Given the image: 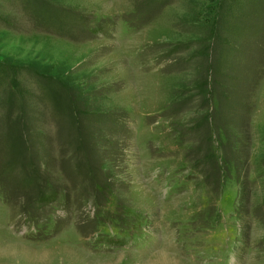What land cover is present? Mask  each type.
Masks as SVG:
<instances>
[{"label":"rangeland","instance_id":"obj_1","mask_svg":"<svg viewBox=\"0 0 264 264\" xmlns=\"http://www.w3.org/2000/svg\"><path fill=\"white\" fill-rule=\"evenodd\" d=\"M0 63V264H264V0H0Z\"/></svg>","mask_w":264,"mask_h":264},{"label":"trees","instance_id":"obj_2","mask_svg":"<svg viewBox=\"0 0 264 264\" xmlns=\"http://www.w3.org/2000/svg\"><path fill=\"white\" fill-rule=\"evenodd\" d=\"M8 68H9L8 66L0 63V84L3 83V85H5L3 81V77L4 75H6L5 73L8 71Z\"/></svg>","mask_w":264,"mask_h":264},{"label":"bare ground","instance_id":"obj_3","mask_svg":"<svg viewBox=\"0 0 264 264\" xmlns=\"http://www.w3.org/2000/svg\"><path fill=\"white\" fill-rule=\"evenodd\" d=\"M164 254V253H163ZM161 256V255H160ZM163 257V256H162ZM168 257V256H167ZM170 257V256H169ZM165 258V257H164ZM175 258V257H174ZM160 260V259H159ZM164 260V259H163Z\"/></svg>","mask_w":264,"mask_h":264}]
</instances>
